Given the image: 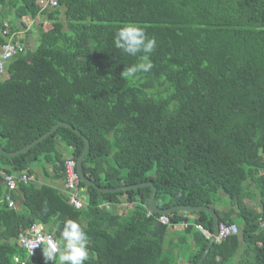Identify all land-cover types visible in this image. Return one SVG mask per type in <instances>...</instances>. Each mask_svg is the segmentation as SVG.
<instances>
[{
	"label": "trees",
	"instance_id": "16d2710c",
	"mask_svg": "<svg viewBox=\"0 0 264 264\" xmlns=\"http://www.w3.org/2000/svg\"><path fill=\"white\" fill-rule=\"evenodd\" d=\"M46 1L0 0V45L22 47L0 74V146L17 152L57 122L80 136L59 127L22 154L0 153V170L17 185L9 190L0 177V264H59L45 260V245L29 254L18 237L38 226L58 241L67 219L88 236L85 264H178L182 245L186 264H196L205 251L209 240L191 223L212 232V218L173 212L171 227L190 225L169 239L158 214L146 216L149 187L100 193L79 179L85 206L70 205L64 165L76 163L82 137V173L97 187L151 182L159 209L209 207L219 224L238 225L240 235L213 243L201 264H264V0ZM126 25L155 39L152 53L116 48ZM148 62L149 71L123 75ZM254 198L259 210L245 204ZM122 199L127 213L117 209Z\"/></svg>",
	"mask_w": 264,
	"mask_h": 264
},
{
	"label": "clouds",
	"instance_id": "9594fccd",
	"mask_svg": "<svg viewBox=\"0 0 264 264\" xmlns=\"http://www.w3.org/2000/svg\"><path fill=\"white\" fill-rule=\"evenodd\" d=\"M114 44L117 49L135 56L138 53H152L156 41L149 38L142 27L126 25L115 32ZM144 59L147 60L148 56L145 55ZM151 67V62L140 63L124 69L123 75L130 78L138 71H149ZM59 231V240L49 241L47 247L42 249L45 260L53 262L58 259L59 264H85L89 259L88 236L82 226L72 219H67L63 221Z\"/></svg>",
	"mask_w": 264,
	"mask_h": 264
},
{
	"label": "built area",
	"instance_id": "2783aa9c",
	"mask_svg": "<svg viewBox=\"0 0 264 264\" xmlns=\"http://www.w3.org/2000/svg\"><path fill=\"white\" fill-rule=\"evenodd\" d=\"M47 4H49L52 8L57 7V0H47ZM6 32H4L5 34ZM17 44H13L10 41H7L6 44L0 45V74L4 70V64H6L13 55L16 54L17 50H22V47L17 46ZM64 174H65V180H64V188L66 193L69 196L68 203L72 205L76 209L82 208L84 205V196H81L79 194V176L76 171V163L72 160H67L64 165ZM4 176V182L5 185L8 187L9 190H13L17 188L16 181L14 180V177L12 175H4L3 171L0 170V177ZM21 180L23 182H27L31 180L26 174L21 175ZM8 201V207L14 208V203L10 200V198H6ZM147 217H152V213L147 211L146 213ZM156 221H158L161 224L169 225L170 221L167 215H160L158 217H154ZM189 226L188 223H184V228ZM195 229L200 231L205 238L209 240L211 236V232L204 229L201 225L193 224ZM260 228L264 227V220H260ZM210 233H208V232ZM238 233V228L234 224H219L218 225V232H217V243L222 242L223 240L227 239L228 237H231L233 235H236ZM20 244L25 247L27 252L29 254H32L34 251L39 249L41 245H45L47 247L49 241H55L53 236L50 234H47L42 231V229L38 226H32L30 228H27L19 234L18 237Z\"/></svg>",
	"mask_w": 264,
	"mask_h": 264
},
{
	"label": "water",
	"instance_id": "95a60500",
	"mask_svg": "<svg viewBox=\"0 0 264 264\" xmlns=\"http://www.w3.org/2000/svg\"><path fill=\"white\" fill-rule=\"evenodd\" d=\"M59 127L68 128L69 130L74 132L76 135L80 136V132L78 130L74 129L69 124L64 123V122H57L48 132H46L44 135H42L40 138L33 141L29 145L25 146L23 149H21L17 152H13V153H6L0 146V153L6 157H14V156H17L19 154H22V153L26 152L27 150H29L30 148H32L37 143H39L40 141H42L43 139H45L46 137L50 136ZM82 140L84 142V148H83L81 154L79 155V157L77 158L76 170H77V174L79 176V179L86 186H92L93 188H95L97 190V192H100V193H117V192H121V191L136 190L139 188L149 187L151 191H150L149 198L147 200V206H148V209L154 214L169 215V214L176 212V211L177 212H199V211H203V212L207 213L212 218L213 229L211 232V237L209 238V242L207 244L205 251L203 252L201 257L199 258V260L196 262V264H201L203 262V260L206 258L212 244L216 242L215 238H216L217 232H218L219 221H218V217L216 216L214 210L212 208L204 207V206H195V207L174 206V207L164 209V210L159 209L154 204V197L156 194V188L153 186V184L151 182H146V183H141V184H136V185H131V186H121V187L112 188V189L97 187L90 180H88L84 176V174L82 173V161H83V159H84V157H85V155L89 149V142L84 137H82Z\"/></svg>",
	"mask_w": 264,
	"mask_h": 264
},
{
	"label": "rangeland",
	"instance_id": "374dc122",
	"mask_svg": "<svg viewBox=\"0 0 264 264\" xmlns=\"http://www.w3.org/2000/svg\"><path fill=\"white\" fill-rule=\"evenodd\" d=\"M39 21H43L42 20V18L41 19H39L38 20V22ZM37 23V22H36ZM36 23H34V26L36 25ZM34 26L32 27V29H34ZM28 29V28H27ZM27 29H25L24 27H23V25H20L19 26V31H21V35H20V37L21 38H23L24 40H26V45H27V48L29 49V50H32V49H34L35 48V46H36V42H35V38H33L32 37V35L30 34V35H28L29 33V31H27ZM25 44V43H24ZM37 168V167H36ZM35 168V169H36ZM39 172V171H38ZM39 180H40V182H38V186L41 184V183H46V182H44V181H42V179H41V177L39 176ZM47 184H50V183H47ZM220 196V195H219ZM221 198H223L222 196H220ZM225 197V196H224ZM226 200H228L227 199V197L225 198ZM259 202H260V200H259V198H254V199H252L251 201H249V200H246L245 201V204H246V206L247 207H249V208H253V209H255V210H259ZM126 206L123 208V207H121L122 208V210H125V212H126V210L127 209H125V208H131V206H130V204L129 205H127V204H125ZM227 205H229L230 206V204L228 203ZM146 207V211H149L150 213H152L149 209H148V206H145ZM217 210H225L226 208H227V206H225L223 203L221 204H218L217 206ZM130 209H128L127 210V212L129 211ZM126 212V213H127ZM147 213V212H146ZM183 213H185L186 215H188V217H190V219H191V222H193V221H195L196 220V216H194V215H189V214H187V212H183ZM152 215H154V213H152ZM158 216H160V215H157V216H155V217H158ZM184 223H188L189 225H190V222H180L179 224H177V225H173L172 227L170 226V224L169 225H167V226H169L168 228H169V230H170V233H172V236H180L181 234H182V228H184L183 226H184ZM192 225L193 224H195V226L196 225H199L198 223H191ZM222 224V223H221ZM232 225V224H231ZM234 225H236V224H234ZM237 226V228H238V233L236 234L237 236H239L240 235V229H239V227H238V225H236ZM262 228H264V227H262ZM172 229V230H171ZM208 232V231H207ZM208 233H210V232H208ZM211 234V233H210ZM233 236H235V235H233ZM211 237V236H210ZM169 238V237H168ZM170 239V238H169ZM215 241L217 242V239L215 238ZM168 245V244H167ZM167 247V246H166ZM166 247H165V249H166ZM189 247L190 246H187V245H182L181 246V251L179 250V249H177V252L179 251V252H181V253H183V254H181V258L179 259L180 261H182L183 263H186L185 261H186V258H187V256H188V254L191 252V250L189 251L188 249H189ZM240 261V259H238L236 262H239ZM182 262H179L180 264H182ZM233 264H235V262L233 263Z\"/></svg>",
	"mask_w": 264,
	"mask_h": 264
},
{
	"label": "crops",
	"instance_id": "0c3cea01",
	"mask_svg": "<svg viewBox=\"0 0 264 264\" xmlns=\"http://www.w3.org/2000/svg\"><path fill=\"white\" fill-rule=\"evenodd\" d=\"M50 185H52V186H55V187H57V188H61V186H62V183L61 182H59V181H54V182H50ZM123 200V202L121 203V204H119V205H117L118 206V208L117 209H119L120 211H125V210H122V208L121 207H125L126 205L125 204H127V203H125V201H124V199H122ZM131 206V205H130ZM125 209H130V208H125ZM127 210H126V212H127ZM169 229V228H168ZM172 230V229H171ZM167 237H169L170 239L172 238V239H176V237L175 236H172V233H170V232H168V235H167ZM188 242H189V245L190 244H192L191 243V240H188ZM240 251V250H239ZM179 262H182V261H180L179 260ZM178 262V264H180ZM182 264H186V263H183L182 262Z\"/></svg>",
	"mask_w": 264,
	"mask_h": 264
}]
</instances>
